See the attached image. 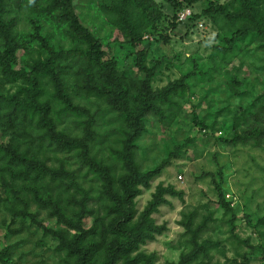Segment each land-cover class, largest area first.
I'll return each mask as SVG.
<instances>
[{
	"label": "rangeland",
	"instance_id": "rangeland-1",
	"mask_svg": "<svg viewBox=\"0 0 264 264\" xmlns=\"http://www.w3.org/2000/svg\"><path fill=\"white\" fill-rule=\"evenodd\" d=\"M118 1L73 0L79 24L100 41L104 59L115 60L118 68L111 73L112 80L106 75L89 80L75 74L80 63L64 62L68 68L62 79L67 92L75 105L86 109L89 117L72 114L58 115L57 120L53 117L54 132L72 139L83 138L91 119L94 131L91 155L110 167L118 188V181L135 176L131 188L136 191L132 199L134 221L152 209L148 215L150 238L140 245L139 253L152 257L153 264H183L193 255L195 260L190 264H264V148L231 144L237 129V113L252 100L245 93L264 92V49L258 43L245 41L240 45L239 55L229 63L228 59L211 54L215 45H224L223 38L232 30L227 15L236 6L235 0H200L181 7L153 0L155 5L150 11L132 4L133 12L144 13L148 22L140 43L133 48L124 32L111 22L113 15L105 8ZM47 3V0H5L4 18L27 48L24 61L37 57V47L24 41L36 26L41 27V34L52 44L72 47L61 28L39 15L40 8ZM212 13L215 19L211 18ZM79 46L86 47L82 42ZM140 49H145L146 66L159 65L151 81L154 89L179 79L190 68L189 58L198 60L204 68L212 67L213 79L204 84L193 79L191 96L188 93L180 98L175 96L176 105L163 108L162 115H149L131 123L122 116L123 110L132 109L131 103L118 98L117 82L143 87L142 74L133 66L135 53ZM20 56L16 54V67ZM221 64L224 68L220 70ZM230 77L238 81L235 88L230 85ZM15 90L14 84L0 77V95L10 97ZM46 90L53 92L50 87ZM50 103L58 112L60 104L54 99ZM194 117L201 125H195ZM42 130L32 128L31 137L41 135ZM8 138L21 145L28 143L25 134L8 130L3 133L0 126V141L6 142ZM47 138L49 135L44 137ZM55 145L46 140L41 151L31 145L39 166L46 171L42 174L47 176L44 183L50 181L48 172L61 167L78 172L72 156L58 153ZM82 174L77 173L78 181L85 189L90 188V195L94 196L99 184L90 181L89 176L83 179ZM7 183L9 175L0 170V259L3 248L8 246L11 249L6 264H62L63 253L55 251L59 241H52L45 234L46 229L59 228L55 219L28 194L22 193L10 205ZM215 183L222 190L221 197ZM50 186L56 193L55 184ZM22 199L25 205L21 204ZM60 200L65 202L66 198ZM154 203L158 205L152 207ZM87 208H92L99 219L104 217L100 203L93 202ZM184 218L186 227L182 224ZM107 221L104 218L105 227ZM93 222V218H86L84 229H89ZM198 228L200 233L192 243L191 237ZM106 230L111 237V229ZM74 235L78 234L70 231L68 236ZM97 258L100 263L103 255Z\"/></svg>",
	"mask_w": 264,
	"mask_h": 264
},
{
	"label": "trees",
	"instance_id": "trees-1",
	"mask_svg": "<svg viewBox=\"0 0 264 264\" xmlns=\"http://www.w3.org/2000/svg\"><path fill=\"white\" fill-rule=\"evenodd\" d=\"M47 1V5L38 11L39 15L48 17L56 27L61 28L72 47L67 49L52 44L46 35L41 34V27L36 26L34 32L26 35L24 41L32 47H37V57L24 61V56L28 54L27 48L5 20V0H0V77L4 82L16 86L13 96L0 95V126L3 133L8 130L15 134H25L28 140L26 145H21L11 138L6 142L0 141V170L10 177V183H7L11 193L8 200L12 198L10 205L23 193L31 195L40 209L48 210L50 218L55 219L59 228L46 229L45 234L52 241H59L55 251L63 253L62 264H153L152 257L139 253L140 245L150 238L148 230L151 227V219L148 215L152 209H148L139 221H134L132 199L136 191H132L131 188L136 180L135 176L118 181V188L115 186L110 167L91 155L90 146L94 134L91 119L83 138L72 139L64 133L54 132L53 117H56V120L58 115L63 114L89 117L86 109L75 105L67 92L66 83L62 79L68 68L64 62L71 60L75 65L80 63L75 74L77 76L80 74L89 80L94 76L102 78L103 75L112 80L111 73L117 70L118 63L113 59H104L100 41L79 24L73 9V0ZM162 1L171 6L181 7L193 5L200 0ZM235 3L236 6L227 15L232 30L223 38L224 45H215L211 52L214 56L218 55L219 59H228V63L239 55L240 45L245 41L248 44L258 43L264 49V0H235ZM132 4L145 11H150L155 5L153 0H119L105 8L111 16L113 15L111 22L124 32L127 43L136 48L148 22L144 13L133 12ZM207 12V14L211 13V11ZM211 18L215 19L213 13ZM81 42L86 46L85 48L79 46ZM18 53L21 56L19 66L16 67ZM144 56L145 49L137 51L133 64L142 74L143 87L117 82L118 98L125 103H131L132 109L122 111L123 118L130 120L131 123L149 115L156 117L162 115L163 108L170 109L176 105V101L173 100L175 96L180 98L187 93L191 96L193 92L190 82L193 79H197L200 84L213 79L212 67L204 68L198 60L189 58L190 68L179 79L169 82L163 88L154 89L151 81L159 65L146 66ZM223 68L224 64H221L220 70ZM229 82L234 88L238 85L236 78L230 77ZM46 87L52 88L53 92L49 93ZM95 93L99 95L98 91ZM245 94V97H251L252 100L237 113V129L231 144L264 148V92ZM53 99L60 104L58 112H55L51 106L50 102ZM195 118L193 119L195 125H201L199 122L196 123ZM32 128L47 132L42 134L41 131V135L33 138L30 131ZM219 133L222 135L221 131ZM47 135L49 138L44 139ZM46 140L50 145L56 144L58 153L72 156L78 165L76 171H82L83 179L89 176L90 181L99 184L94 196L90 195V188L85 189L78 181V172L66 171L62 167L48 172L50 181L44 183L47 176L42 174L46 171L39 166L37 155L32 152L31 145L35 146L37 151H41L42 143ZM52 141L54 143H50ZM51 183L55 184V191L57 190L58 193H53ZM17 184H20V188ZM215 189L221 197L222 190L219 184L215 183ZM61 197H65L66 201L61 202ZM22 200H20L21 204L25 205ZM93 202L103 206L105 213L102 219L95 215L92 208H87ZM223 204L221 202V206ZM157 205L154 203L152 207ZM86 218L94 220L87 230L84 229ZM104 218L108 219V227L104 226ZM98 220H101L100 225ZM182 224L187 226L185 218ZM106 228L111 229V237H108ZM200 230L198 228L193 232L192 243L197 239ZM70 231L78 235L70 237L68 236ZM10 249L8 246L3 248L1 264H6ZM101 254L103 259L99 263L100 258L97 256ZM195 257V255L189 257L183 264H190Z\"/></svg>",
	"mask_w": 264,
	"mask_h": 264
}]
</instances>
